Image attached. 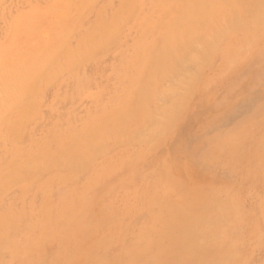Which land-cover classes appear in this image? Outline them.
<instances>
[{
    "label": "rangeland",
    "instance_id": "rangeland-1",
    "mask_svg": "<svg viewBox=\"0 0 264 264\" xmlns=\"http://www.w3.org/2000/svg\"><path fill=\"white\" fill-rule=\"evenodd\" d=\"M0 264H264V0H0Z\"/></svg>",
    "mask_w": 264,
    "mask_h": 264
},
{
    "label": "bare ground",
    "instance_id": "bare-ground-1",
    "mask_svg": "<svg viewBox=\"0 0 264 264\" xmlns=\"http://www.w3.org/2000/svg\"><path fill=\"white\" fill-rule=\"evenodd\" d=\"M251 1V0H250ZM246 2V1H245ZM249 2V1H248ZM258 3V2H257ZM249 9V8H248ZM235 14V13H234ZM241 21V20H240ZM204 38V37H203ZM189 70V69H188ZM181 80V79H180ZM187 80V79H186ZM194 81V80H193ZM151 92V91H150ZM221 104H216L215 105V107H213L212 109H211V111L212 112H217L220 108H221ZM212 199V198H211ZM223 212V211H222ZM224 213V212H223ZM207 215V214H206ZM208 216V215H207ZM223 216V215H222ZM229 216H231L230 214H229ZM250 217V216H249ZM233 218V217H232ZM208 224V223H207ZM210 225H211V223H210ZM210 225H207L208 227H210ZM212 227V226H211ZM208 229V228H207ZM212 231V230H211ZM213 237V236H212ZM212 242V241H211ZM210 243V242H209ZM219 243H221V242H219ZM223 243V242H222ZM220 246H222V245H220ZM224 253V252H223ZM226 254V253H225Z\"/></svg>",
    "mask_w": 264,
    "mask_h": 264
},
{
    "label": "crops",
    "instance_id": "crops-1",
    "mask_svg": "<svg viewBox=\"0 0 264 264\" xmlns=\"http://www.w3.org/2000/svg\"><path fill=\"white\" fill-rule=\"evenodd\" d=\"M191 183H193L192 181H190Z\"/></svg>",
    "mask_w": 264,
    "mask_h": 264
}]
</instances>
